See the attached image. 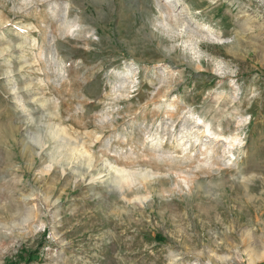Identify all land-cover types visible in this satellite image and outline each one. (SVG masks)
I'll use <instances>...</instances> for the list:
<instances>
[{
  "label": "rangeland",
  "instance_id": "374dc122",
  "mask_svg": "<svg viewBox=\"0 0 264 264\" xmlns=\"http://www.w3.org/2000/svg\"><path fill=\"white\" fill-rule=\"evenodd\" d=\"M0 264H264V0H0Z\"/></svg>",
  "mask_w": 264,
  "mask_h": 264
},
{
  "label": "bare ground",
  "instance_id": "6f19581e",
  "mask_svg": "<svg viewBox=\"0 0 264 264\" xmlns=\"http://www.w3.org/2000/svg\"><path fill=\"white\" fill-rule=\"evenodd\" d=\"M76 26H78V25L74 22L68 27V29H71V27H76ZM130 182H131L130 175H125V176L117 178V182L116 183H117L118 187L120 189H122L123 187H125V185H127Z\"/></svg>",
  "mask_w": 264,
  "mask_h": 264
}]
</instances>
